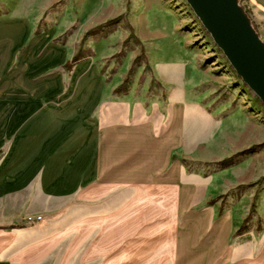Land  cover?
<instances>
[{"label":"rangeland","instance_id":"obj_1","mask_svg":"<svg viewBox=\"0 0 264 264\" xmlns=\"http://www.w3.org/2000/svg\"><path fill=\"white\" fill-rule=\"evenodd\" d=\"M241 1L264 41V0ZM0 17L31 26L14 62L34 36L52 32L48 43L77 53L75 62L92 61L106 84L115 83L117 102L131 97L139 106L132 105L131 120L143 118L142 108L156 115L154 101L160 110L173 101L192 114L173 156L180 188L173 198L97 184L55 203L40 222L25 220L39 214H25L9 226L55 228L47 232L62 241L47 249L45 264H59L65 253L66 264H264V104L185 0H0ZM60 68L67 88L71 74L60 65L47 74Z\"/></svg>","mask_w":264,"mask_h":264},{"label":"crops","instance_id":"obj_2","mask_svg":"<svg viewBox=\"0 0 264 264\" xmlns=\"http://www.w3.org/2000/svg\"><path fill=\"white\" fill-rule=\"evenodd\" d=\"M30 31L25 19L0 17V150L6 147L0 153V264H41L47 249L62 241L47 232L54 227L9 226L25 214L54 211L55 203L94 185L133 189L141 198H173L180 190L173 156L183 148L184 116L191 114L173 101L160 110L154 101L150 110L156 115L142 108L143 118L131 120V97L117 102L110 92L115 83L106 84L90 60L67 70L73 51L48 43L52 32L34 36L14 62ZM58 65L71 74L67 88L61 68L47 74ZM182 191L189 195L190 186ZM37 230L40 236H33ZM59 260L66 264L67 253Z\"/></svg>","mask_w":264,"mask_h":264},{"label":"water","instance_id":"obj_3","mask_svg":"<svg viewBox=\"0 0 264 264\" xmlns=\"http://www.w3.org/2000/svg\"><path fill=\"white\" fill-rule=\"evenodd\" d=\"M244 84L264 104V41L239 0H185Z\"/></svg>","mask_w":264,"mask_h":264},{"label":"trees","instance_id":"obj_4","mask_svg":"<svg viewBox=\"0 0 264 264\" xmlns=\"http://www.w3.org/2000/svg\"><path fill=\"white\" fill-rule=\"evenodd\" d=\"M239 3L242 5V1L241 0H239ZM243 7H244V5H242ZM244 9H245V11L248 13V11H247V9L244 7ZM256 29V28H255ZM86 35V34H85ZM77 53H75L73 56H72V58L69 60V61H67L65 64H64V67L67 69V70H70V68H71V66H72V64L77 60ZM264 179V175L263 176H261L260 178H259V181H262Z\"/></svg>","mask_w":264,"mask_h":264},{"label":"built area","instance_id":"obj_5","mask_svg":"<svg viewBox=\"0 0 264 264\" xmlns=\"http://www.w3.org/2000/svg\"><path fill=\"white\" fill-rule=\"evenodd\" d=\"M41 219H42V216H40V215H37V216H26V218H25V220L31 221V222L39 221Z\"/></svg>","mask_w":264,"mask_h":264}]
</instances>
